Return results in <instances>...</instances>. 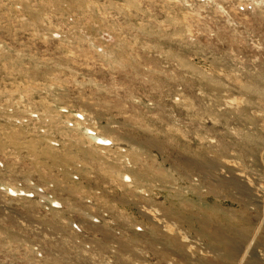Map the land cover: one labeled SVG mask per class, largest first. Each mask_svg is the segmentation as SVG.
<instances>
[{
	"label": "rangeland",
	"instance_id": "obj_1",
	"mask_svg": "<svg viewBox=\"0 0 264 264\" xmlns=\"http://www.w3.org/2000/svg\"><path fill=\"white\" fill-rule=\"evenodd\" d=\"M0 264H264V0H0Z\"/></svg>",
	"mask_w": 264,
	"mask_h": 264
},
{
	"label": "built area",
	"instance_id": "obj_2",
	"mask_svg": "<svg viewBox=\"0 0 264 264\" xmlns=\"http://www.w3.org/2000/svg\"><path fill=\"white\" fill-rule=\"evenodd\" d=\"M75 229H77V230H78V227L76 226V227H75ZM38 254H39V253H38ZM39 257L41 258V254H39Z\"/></svg>",
	"mask_w": 264,
	"mask_h": 264
}]
</instances>
